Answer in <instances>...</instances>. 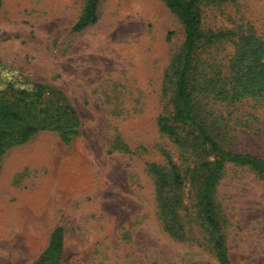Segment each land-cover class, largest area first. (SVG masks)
<instances>
[{
    "label": "rangeland",
    "instance_id": "rangeland-1",
    "mask_svg": "<svg viewBox=\"0 0 264 264\" xmlns=\"http://www.w3.org/2000/svg\"><path fill=\"white\" fill-rule=\"evenodd\" d=\"M84 2L0 0V91L43 84L81 123L68 141L40 131L0 156V264H35L57 227L58 264H219L199 211L216 156L191 128L158 127L175 111L182 23L163 0H99L96 21L75 31ZM199 15L196 115L223 150L264 160V94L231 82L240 36L264 40V0L206 1ZM172 164L182 184L160 190L151 166ZM212 196L231 263L264 264V174L226 162ZM163 197L177 202V233Z\"/></svg>",
    "mask_w": 264,
    "mask_h": 264
},
{
    "label": "trees",
    "instance_id": "trees-1",
    "mask_svg": "<svg viewBox=\"0 0 264 264\" xmlns=\"http://www.w3.org/2000/svg\"><path fill=\"white\" fill-rule=\"evenodd\" d=\"M165 5L177 15L184 30L181 60L175 72L174 103L175 111L171 116H161L158 120L160 131L169 136H177V128L189 127L204 146H208L216 159L208 169L205 180L199 192L200 214L204 225L210 229L213 251L219 264H232L222 237L215 234L216 212L212 196L213 186L226 162L247 165L264 174V160L240 153L223 150L209 125L200 119L195 112L194 95L191 74L194 69V53L197 45L205 38L200 26L199 7L206 1L234 0H163ZM99 0H85L84 6L73 30L79 31L93 24L97 19ZM234 74L231 82L237 95L260 96L264 94V40L252 34L240 36V44L234 57ZM80 118L75 108L68 102L65 95L43 84L36 83L30 89H10L0 91V156L13 144L25 142L33 134L40 131H57L65 141L71 139L79 131ZM156 184L160 190L177 188L182 184V178L177 167L172 164L166 171L152 165ZM166 197V196H165ZM163 197L161 210L163 216H171L172 227L166 223L170 232L177 233L181 229L174 209L177 202H171ZM62 228L57 227L51 234L49 243L42 256L35 264H58L62 250Z\"/></svg>",
    "mask_w": 264,
    "mask_h": 264
}]
</instances>
